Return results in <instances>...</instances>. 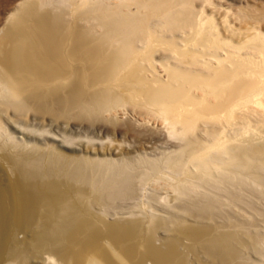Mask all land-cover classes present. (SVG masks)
Listing matches in <instances>:
<instances>
[{"label":"rangeland","instance_id":"1","mask_svg":"<svg viewBox=\"0 0 264 264\" xmlns=\"http://www.w3.org/2000/svg\"><path fill=\"white\" fill-rule=\"evenodd\" d=\"M191 1L193 2L192 5L194 10L201 13H199V17L203 18L207 25L206 28L208 27L211 36L213 35L209 54L204 57L201 56L202 64L207 60V62L210 61L209 63L214 67H219L225 63L232 68L235 62L239 64L242 62L246 68V76L256 84L250 88L248 96L243 102L241 101L240 106H236L235 109H233L232 113L227 112L228 114L223 113L218 116L210 115L208 118L204 119L203 122L202 120L199 121L196 131L189 134L187 140L181 138L182 136L171 133V127L153 107H146L140 105V103L138 105L137 102H124L122 103L123 106L120 105L110 112H100L92 109L83 111L82 109L80 110V108H70L66 110L64 104L61 105L51 100L43 102L42 99L40 100V98H37L40 94L49 93V90L51 92V88L53 87L57 89L56 95H62L63 92H61L59 88L63 83L68 80L82 78L81 76L83 74L85 77V85L82 83L80 88L84 92L91 86L88 92L107 88L108 90L114 88V91H117V87L111 83V78L107 79L108 77L106 76L100 82H96V80H92L93 76L90 75L91 72H89V68L85 71L86 73L79 69L80 63H73L72 69L66 68L67 71H73L72 74H64V77H57L51 83H42L43 86L37 83L38 85L34 84L36 87L33 83L30 87L28 84L25 90L23 89L20 93L21 96H19L26 97L28 96L27 94H30L28 97L31 99L24 102V106H16V102H19L16 100L17 98H9L10 100L8 98L7 100L0 99V103L2 102L0 106L3 107V111L5 109L6 112H10L9 115L15 117L16 121L28 119V122L30 121V124H34L35 128L39 126L40 129H38L41 133H43L41 130L45 132L49 131L52 132V134H56V136L58 134L59 138L61 134L62 136L67 135L65 137L70 136V138H74L73 141L76 143L81 142L84 145V152L82 153L84 156L91 159L116 161L120 163L131 162L134 163L139 170L135 175L136 177L134 176L133 178V195L128 198L117 199L115 200L116 203L111 202L109 205L102 207L94 203L93 210L89 213L91 223L95 224V229L93 228L94 233L91 230L88 231L89 233L87 232V234L83 232L84 235L83 233L76 235L71 241L73 243L70 242V244H68L69 246L71 245L69 249L68 246H66L59 251L60 254L59 252L56 253L59 257L67 259V262L75 258V256L78 257L79 252L77 250V245L80 240L87 238L89 235L95 240L93 245L95 248L89 252V256L97 258L95 255L98 254V263L102 261L101 263L103 264H228L222 259L221 254H223V252L220 250L221 248H213V244H216V242H218L217 239L221 238L224 234V238L227 236L229 237H227V241H230L229 245L231 248H236V251L239 250L237 252H240L241 262L244 264L264 263V165L254 172L251 171L242 174L238 172L244 178L241 183L229 182V184H226L227 180L224 179L229 174L236 171V169L230 167L229 161L231 158L227 149L237 148L239 145L242 146L244 144V147L264 148V0ZM21 2H23V0H0L1 37L5 36V23L9 20L11 14L16 11ZM63 3L64 2H62L61 6L56 5L58 10L61 9V11H63V9L67 7L66 3L64 5ZM53 9L54 7H52L51 10L48 8L47 11L52 12ZM64 11L65 12L62 13L64 19L67 20L69 18L67 14L68 9L66 8ZM29 15H24L28 16L23 18L24 23H22V20L20 23L16 22L13 24L15 26L17 25L16 27L18 29H23V31L28 30L30 24V29L36 28L35 24H37L42 17H40V14H38L39 16L36 15V13H31V15ZM26 23H28V26ZM33 23L34 25L32 26ZM13 24H10V26H14ZM86 24L89 25V23ZM12 26L10 28L14 30L17 29L15 26ZM169 34L170 36L168 35V37L171 38L172 33ZM176 34L180 46L185 47L182 36L183 33L177 32ZM21 35L18 34L15 39L19 37L22 38ZM14 36L15 34H10L7 37L8 39L11 38V40H14ZM162 54H164L162 55L164 57L158 56L156 59L158 61L157 63H159L157 65L158 71L165 79L168 74L164 71L165 68L162 63H166L171 59L172 65H178L179 61L174 58L170 50H164ZM202 64L192 66L180 62V65L184 67L194 68L197 71H207V69H205L206 67ZM57 79L61 81L59 82ZM32 87H34V89ZM37 87H39V92ZM119 89L118 91L120 92ZM194 91L198 97H204L206 94L200 89ZM32 92L38 95L36 96L32 94ZM210 96L211 97L207 95L209 101L212 103L218 102L217 97L214 95ZM0 109L2 111V108ZM14 114L15 116H12ZM32 117H37L38 119L36 118L33 121ZM0 121L10 134L18 137L17 139L20 142H32L31 140L34 139L33 136H23V134L15 129V127H13V125L1 114ZM42 124L43 128L41 129ZM62 136L61 139L65 138H62ZM187 141L190 142L187 147L188 149H186L185 153L182 155L181 150L186 146ZM53 142L54 141H51L52 144ZM69 144L70 143L66 146H61L54 143V146L59 153L72 156L75 151L73 150L75 149L73 148L75 143ZM248 144L250 145L248 146ZM47 154L49 155V152L44 149L34 152L30 150L29 147L26 148V146L17 149L8 146L7 148L4 147V149H0V264L12 263L9 258L10 248L16 241H24V243L17 245L23 255L31 257L28 264H43L42 257L47 256L51 251L40 247L38 248V256L32 254L34 250L32 244L35 238L39 236L38 233L36 234V231L40 229L39 224L43 221L42 217L40 215L36 217L34 222L35 226L32 228H28L24 224L25 201L28 196H30V198L36 196V198L43 197L46 199L48 194L46 185L49 181H59L57 183L61 185V189L64 185H71L69 183L67 184L68 181L66 178H63V181L61 173H51L52 175L46 174V170H49V162L46 160V158L49 159ZM176 155L181 156L179 158L181 162H178L181 164L176 163L174 165L169 163L167 159L168 156L177 157ZM36 157L44 158L42 160L44 162L41 164V168H43L41 170H44L42 174L50 175L52 177L50 178L51 180L49 179V181H47V176H45L46 179H43V177H41L42 174L31 176L35 178L34 180L31 177H28V179L23 174L24 172L19 166V162L21 160L23 161V158L36 159ZM201 158H207L210 161V166L206 172L195 164L197 162L196 160ZM152 163L155 164L157 168L154 169L151 165ZM16 165L19 166V169ZM38 178L41 179V183L38 182ZM53 178L54 180H52ZM59 178L60 180L62 179V183H60ZM43 180L46 181V183H44ZM182 181L186 187L190 185L189 187L194 194H196L193 199L179 197L176 185L182 183ZM69 186L63 189L69 194H72V190L67 188ZM31 187H33V190L30 189ZM86 189L91 193L89 188L86 187ZM45 192H47V194H45ZM200 193H207V195H212L211 197H216L220 200L222 204L221 210L212 216L203 215L205 217L203 219L197 217L196 219L195 217H190V215L186 213L183 214V210L181 209L183 205L186 206L187 204H191V200L194 201L196 196L201 195ZM233 196L239 197L235 201L233 200ZM49 211L51 212V210L41 211V214L45 215V212L50 213ZM52 213L53 212L50 214ZM115 217L118 219L124 218V220H130L128 221L130 222V230H128L131 232L128 234L125 232L124 235V232H119L121 230L119 226L108 227L107 223L116 222L117 218L115 219ZM207 217L212 219H208ZM154 218H156V220ZM97 220L99 222L101 221L102 224ZM36 222H39V224L36 225ZM78 236H81V238ZM235 236H239L237 240ZM122 238L123 243H121ZM230 238H232V240ZM75 239L76 241H74ZM118 239L121 242H119ZM99 241L100 243H97ZM129 245L131 249L127 247ZM205 245L207 246L205 247ZM98 250H101V253H99ZM106 251H108L110 256ZM93 254L95 255L93 256ZM118 255L121 256V258L123 256L124 259H122L124 261L118 258ZM162 255L164 257H162ZM111 258L116 260H112ZM74 264H79V261L78 263L75 261Z\"/></svg>","mask_w":264,"mask_h":264},{"label":"bare ground","instance_id":"2","mask_svg":"<svg viewBox=\"0 0 264 264\" xmlns=\"http://www.w3.org/2000/svg\"><path fill=\"white\" fill-rule=\"evenodd\" d=\"M62 2H64L63 5L65 3L67 5V14L69 15L67 20L64 19L62 13L65 12L64 9L66 8L61 11V9L58 10L56 6H61ZM192 3L191 0H23L5 23V36H0V99L7 100V98H17L16 100L19 102L15 101L16 106H24V102L31 99L28 97L30 94H27V92L26 94L28 96H19H21L20 93L23 89L25 90L28 84L30 87L32 83L33 85L37 83H51L57 77H64V74H72L73 71H67L66 68L72 69L73 63H80L79 69L84 73H86L85 71L88 70V68L90 69V75L93 76L92 80L94 79L96 82H100L107 76V79L111 78V83L117 87V91L120 88V92L114 91V88L109 90L108 88L98 89L88 92V89L92 86L89 88L87 87V91L84 92L80 88V85L82 83L84 84L85 77L83 74L81 76L82 78L78 77L79 79H72L63 83L59 88L61 92H63L62 95H56L57 89L53 87L51 88V92L49 90V93L40 94L37 98H40V100L42 99L43 102L51 100L61 105L64 104L65 106H63L66 110L70 108H80V110L82 109L83 111L92 109L100 112H110L124 102H137L138 105L140 103V105L146 107H153L171 127V133L182 136L181 138L187 140V136L196 131L199 121L202 120L203 122V120L210 115L218 116L227 112L232 113L233 109H235L236 106H240L241 101L243 102L248 96L250 88L256 84L246 76V68L242 62L241 64L235 62L232 68L225 63L219 67H214L209 63L210 61L207 62V60L202 64L201 56L204 57L209 54L213 35L211 36L210 30L208 27L206 28L207 25L203 18L199 17L201 13L199 12V14L194 10ZM52 7H54L52 12H48L47 9L50 8L51 10ZM31 13H36V15L40 14V17H42V19H39V22L37 21L38 23L35 24L36 28L30 29L31 24L28 26V23H26L29 29L23 31V29H18L16 27L17 25H14L16 22L20 23L24 17H28L24 15H31ZM22 23H24V20ZM86 23H89V25ZM10 24H13L17 28L15 29L16 31L10 28L12 26H10ZM33 25L34 23L32 26ZM177 32L183 33L182 36L185 42V44H183L185 47L180 46V42L177 39ZM169 33H172L171 38L168 37V35L170 36ZM10 34H15L14 40H11V38L8 39L7 36ZM18 34H22V38L19 37L15 39ZM164 50H170L174 58L179 61L178 65H172L171 59L166 63H162L165 68L164 71L168 74V78L166 77L167 80L159 73L157 67L159 63H157L158 61L156 59L158 56L164 57L162 56L164 55L162 54ZM180 62L192 66L202 64L206 67L205 69H207V71H197L194 68L184 67L180 65ZM58 81L60 82L61 80ZM41 86H43V84ZM32 88L34 89V87ZM37 89L39 92V87H37ZM196 89L203 90V92L206 93L205 96L198 97L194 93ZM32 94L38 95L33 92ZM207 95H209V97H211L210 95H214L217 97L218 102L212 103L208 100ZM0 108H2V111L0 109V114L7 119L15 129L23 134V136L29 135L34 137V139L31 140L33 144L28 141L20 142L17 139L18 137L10 134L0 121V149H4V147L7 148L8 146L16 149L26 146V148L29 147L30 150L34 152L44 149L49 152V155L47 154L49 159L46 158V160H48L47 162H49V170H46V174L61 173L62 179L66 178L68 181L67 184H71L70 186L66 185L69 186L67 188L72 190V194L70 193V195L63 189L66 187L65 185L61 189V185L57 183L59 181H49L52 177L42 174L44 171L41 170L43 169L41 168V164L44 162L42 161L44 159L43 157H36V159L23 158V161L21 160L19 162V166L22 168L23 174L27 178L42 174L41 177L46 179L45 176H47V181H49L46 185V191L48 192V194L45 192V194H47L46 199L40 195L41 198H36V196L30 198V196H28L25 201V226L28 228L35 226L34 222L38 215L43 219L40 224L36 222V225H40V229L36 231V234L38 233L39 236L35 238L32 244L34 248L32 254L38 256V248L40 247L51 250L52 252L50 251L47 256L42 257L43 264H74L75 261L77 263L79 261V264H103L101 263L102 261L98 263V254H93V256L95 255L97 258L89 256V252L95 248L93 246L95 240L89 235L87 238L80 241L78 240V245L75 244L79 252L78 257L75 256V258L67 262V259L59 257L56 253L66 246H68L69 249L71 245L69 246L68 244H70L73 237H76V235L82 234L83 232L87 234V232L91 230L94 233L93 228L95 224L91 223L89 218V213L93 210L94 203L102 207L109 205L111 202H115L117 199L128 198L133 195V178L139 170L135 164L131 162L120 163L86 157L82 154L84 152V145L81 142L76 143L73 141L74 138L72 139L70 136L65 137L67 135L62 136L61 134L62 138L65 137L61 139V136L59 138L58 134L56 136V134H52V132L49 131L45 132L44 130H41L43 132L41 133L39 132V126V129L35 128L34 124H30V121L28 122V119L16 121L15 117L9 115L10 112H6L5 109L3 111V107L1 106ZM15 114L12 116H15ZM36 118L37 117H32V120L34 121ZM43 124L41 129L43 128ZM51 141H54L53 144ZM54 143L61 146H66L68 143H75V146H73V148H75L73 149L75 150L73 152L74 154L70 156L59 153ZM189 143L190 142L187 141L186 146L182 148V155L185 153V150L188 149ZM249 145L250 144H248V146ZM244 146L245 144L242 146L239 145L237 148L227 149L231 158H229V163L231 165L229 166L236 169V171L224 178L227 180L226 184H229V182L241 183L244 178L238 172H241V174L251 171L254 172L264 165V148L259 149L257 147L251 148L250 146ZM180 157L179 155L177 157L168 156L167 159L169 163L175 165L180 161ZM196 161V166L203 169V171L205 170V172L208 170L210 161L207 158L197 159ZM151 165L154 169L157 168L155 164L152 163ZM31 178L33 180L35 179L33 177ZM40 180L41 179H39L38 182H40ZM52 180H54V178ZM61 180L60 183H62ZM44 183H46V181H44ZM25 186L27 187V184ZM86 187L90 189L91 193L88 192L89 190L86 189ZM188 187L183 184V181L176 185L179 197L194 198L196 194ZM30 189L33 190V187ZM200 194L201 195L196 196L194 201L191 200V204H187L186 206L183 205L181 208L183 214L186 213L190 215V217L203 219L205 218L203 215L212 216L221 210L222 204L220 200L216 197H211L212 195H207V193ZM233 197V200L236 201L239 196ZM45 210H51L53 213L50 214L51 212L49 211L50 213L45 212V215L41 214V211L44 212ZM116 218L117 217H115V219ZM117 219L116 222L107 223L108 227L119 226L121 228L119 232H124V235L125 232L127 234L131 232L129 231L130 222H128L130 220H124V218ZM154 219L156 220V218ZM100 220L102 221L101 218ZM139 220L138 222L140 223ZM223 235L221 238L217 237L218 242L215 241L216 244H213V248H221L220 250L223 252L221 256L226 263L244 264L240 261V252H237L239 250L236 251V248H231L229 245L230 241H227L229 237L226 235L228 238H224ZM238 237H236V240ZM79 238H81V236ZM230 239L232 240V238ZM74 241H76V239ZM22 243H24V241H16L14 245L12 244L13 246L10 248L9 254V258L12 262H9L10 264L29 263L31 257L23 255L22 251L19 250L18 245ZM97 243H100V241ZM121 243H123V238ZM206 246L207 245H205V247ZM127 247L131 249L130 245ZM98 251L101 253V250ZM106 252L108 253V251ZM163 255L162 257H164ZM118 258H121V256Z\"/></svg>","mask_w":264,"mask_h":264}]
</instances>
